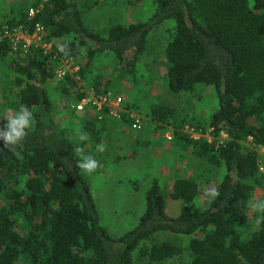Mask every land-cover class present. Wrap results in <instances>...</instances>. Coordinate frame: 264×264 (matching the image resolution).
I'll return each mask as SVG.
<instances>
[{
	"label": "trees",
	"instance_id": "16d2710c",
	"mask_svg": "<svg viewBox=\"0 0 264 264\" xmlns=\"http://www.w3.org/2000/svg\"><path fill=\"white\" fill-rule=\"evenodd\" d=\"M152 1L145 19L123 23L114 17L92 29L76 0H0V23H20L27 31L38 23L51 44L43 51L32 44L13 49L0 41V57L9 59L12 72L0 77V128L10 111L27 106L33 113L19 157L0 140V264H264V212L251 207L259 198L264 201V191L254 196L257 188L264 190L259 170L264 154L257 151L264 144V0ZM28 7L34 8L31 15ZM164 19L173 21L162 42H156L166 89L195 93L204 84L215 106L206 116H179L164 102L144 109L123 98V107L146 116L138 131L147 124L172 126V142L180 151L172 149L168 159L188 152L223 173L218 179L202 171L183 175L174 162L169 164L166 189L178 201L177 213L165 211L162 186L153 176L142 192L144 208L135 224L113 235L101 222L91 192L93 173H83L77 163L81 155H91L99 162L97 173L111 160L99 145L110 146L116 129L130 127V117L127 111L120 118L104 112L98 117L72 107L64 111L67 126H61L53 118L46 82L54 80V67L67 58L78 66L73 73L79 79L65 73L55 86L77 100L83 94L77 81L85 80L95 55L111 56L133 77L135 62L152 47L149 30ZM65 42L69 47L62 54L58 45ZM185 124L201 133L212 126L214 135L222 128L227 137L216 145L215 138H192ZM194 166L207 167L200 161ZM212 187L220 193L215 200L205 194ZM197 196L202 206L190 207Z\"/></svg>",
	"mask_w": 264,
	"mask_h": 264
},
{
	"label": "rangeland",
	"instance_id": "374dc122",
	"mask_svg": "<svg viewBox=\"0 0 264 264\" xmlns=\"http://www.w3.org/2000/svg\"><path fill=\"white\" fill-rule=\"evenodd\" d=\"M76 2L82 11L83 21L92 29H100L114 17H116L115 20L123 23L145 19L153 8L152 0H76ZM172 24L171 19H164L149 30L147 44L152 47L135 62L133 77L125 73L111 56L95 55L90 62V70L85 80L80 78L77 81L78 89L93 88V84H96L99 90L108 87L112 92L120 93L122 99L130 100L144 109H148L149 105L164 102L176 109L179 116L181 113L187 116L192 114L206 116L215 106V96L209 86L199 84L195 93L185 91L171 93L163 83L161 75L164 63L161 61L160 44L156 42H158L157 39L162 42V37L167 35L166 29ZM151 58H154L155 62H150ZM8 61L6 56L0 57V77L12 74ZM56 79L57 77L46 82V88L54 107L53 118L61 126H67L64 111L66 108H72L71 104L74 99L70 93L66 95L59 93L55 86ZM4 92L9 93L7 89ZM2 99L0 92V100ZM142 115L146 118L144 114ZM74 124V121L70 119V125ZM129 128L118 129V131L116 129V132L111 135L110 146L99 145L111 160L105 162L101 169L93 173L90 178V188L100 211L101 222L113 235L120 234L135 224L144 208L142 192L153 176L162 186L165 211L172 215L177 213L178 201L169 197L168 189H166L171 174L169 164L174 162L173 167L179 168L183 175L196 176L202 171V175L205 176L209 172L210 176L218 179L223 173V169L216 167L214 163L207 162L204 158L197 159L196 156H190L188 152L182 153L174 161L168 159L167 157L172 154V149L180 151L172 142L173 128L170 124L164 128L147 124L141 131ZM75 129L76 126H73L72 131ZM137 133L139 134L138 140L136 139ZM202 135L210 141L215 138V145L223 139L222 134L214 135L210 127H207ZM257 151L261 155L264 154V146H259ZM197 161L207 167L196 170L194 165ZM259 170L264 172L262 164ZM263 191L257 188L254 193L255 198H259L258 192ZM255 201H260V198ZM202 204L203 202L197 196L189 203V206L199 207ZM183 241L184 239H181L182 243Z\"/></svg>",
	"mask_w": 264,
	"mask_h": 264
},
{
	"label": "built area",
	"instance_id": "2783aa9c",
	"mask_svg": "<svg viewBox=\"0 0 264 264\" xmlns=\"http://www.w3.org/2000/svg\"><path fill=\"white\" fill-rule=\"evenodd\" d=\"M33 11V7L27 8L28 15H31ZM1 40H6L9 43V46L13 49L16 47L25 49L31 44L33 46L41 47L43 51L51 49L50 41L43 39L42 27L38 23L34 24L31 31H27V29L20 23L11 25L10 27L6 23H0V41ZM77 68V65H70L69 60L67 58H63L54 67L53 72L56 77H60L65 73H69L75 78H78L77 74L73 73V71ZM71 106L74 107L75 110H88L97 112L98 117H100L102 112H104L110 117L120 118L122 111H127L123 107V99L120 93L112 92L110 89H101L99 91H95L91 87L89 89L84 88L83 94L77 100L73 101ZM127 114L130 117V128L133 130L139 129L142 124V118L144 117L139 112L134 110L127 111ZM183 127V130L188 132L192 138L203 136L200 131L194 130L192 127L186 124ZM212 129V126H210V131ZM217 133L219 135L222 134L223 139L227 137L224 130L219 129ZM203 137L207 141H210L205 136ZM262 146H264V144H262Z\"/></svg>",
	"mask_w": 264,
	"mask_h": 264
},
{
	"label": "clouds",
	"instance_id": "9594fccd",
	"mask_svg": "<svg viewBox=\"0 0 264 264\" xmlns=\"http://www.w3.org/2000/svg\"><path fill=\"white\" fill-rule=\"evenodd\" d=\"M66 46L69 47L68 42L58 45V50L63 54ZM3 120L6 121V124L0 128V140L3 141L4 149L13 152L19 157L20 151L18 149H23V142L33 124V113L27 106H24L18 111H10L3 117ZM80 139L86 140L87 136L81 134ZM98 166L99 162L91 155H81L77 163V167L88 175L94 173ZM205 194L208 198L215 200L220 193L217 188L212 187L207 189ZM251 207L257 211L264 212V201H255L251 204ZM259 222L260 220L258 219L257 223L259 224Z\"/></svg>",
	"mask_w": 264,
	"mask_h": 264
}]
</instances>
